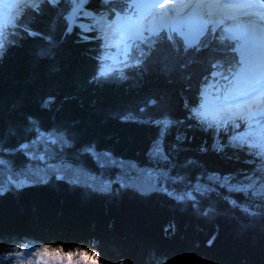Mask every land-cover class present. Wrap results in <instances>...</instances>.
Instances as JSON below:
<instances>
[{
  "label": "trees",
  "instance_id": "obj_1",
  "mask_svg": "<svg viewBox=\"0 0 264 264\" xmlns=\"http://www.w3.org/2000/svg\"><path fill=\"white\" fill-rule=\"evenodd\" d=\"M104 1L87 3L99 9ZM71 3L42 0L35 8L24 7L15 27H0V148L16 153L34 139V129L54 130L81 144V156L89 161L86 148L106 151L138 167H160L195 188L207 184L212 196L194 190L192 201H177L164 191L141 194L118 183L100 191L55 175L5 190L0 194L3 264L20 252L24 240L63 252L83 250L99 264H264V146L248 145L245 132H235L241 139L234 140L232 127H207L192 114L205 83L198 81L199 64L208 62L202 68L207 76L212 64L220 65L217 73L226 72L238 59V41L208 31L186 48L172 34L173 40L161 44H176L161 58H151L155 68L149 61L137 69L121 64L111 70L123 68L127 74L116 79L109 72L98 81V46L78 37L75 27L65 30L62 16ZM118 8L107 7V19ZM149 49L144 45L132 56L143 60L140 53ZM127 114L132 119L121 120ZM164 118L171 122L166 128L151 123ZM154 142L161 153L150 157ZM225 145L236 151L221 149ZM69 152L55 155L84 166ZM224 177L238 186L222 183Z\"/></svg>",
  "mask_w": 264,
  "mask_h": 264
},
{
  "label": "snow or ice",
  "instance_id": "obj_2",
  "mask_svg": "<svg viewBox=\"0 0 264 264\" xmlns=\"http://www.w3.org/2000/svg\"><path fill=\"white\" fill-rule=\"evenodd\" d=\"M38 2L39 0H31V2L29 0H0V27L5 26L6 23H11L15 27L22 15L23 8H35ZM48 3L55 5L57 0H48ZM163 3L171 4L172 0H163ZM155 6V0H134V3L127 5L138 14L153 9ZM161 8V15H166L163 11V4H161ZM172 11V8L168 9V12ZM175 13L174 26L171 30L184 37L185 40L189 35H202L201 29L208 24L215 28L217 24L224 21H239L242 17L244 18L235 30L229 29L233 32L232 38L239 41L236 49H234L238 59L234 58L229 63L226 72L223 73L215 71L220 65H211L213 70L205 78V83L201 85L199 108L192 109V114L202 122H207L209 127L215 124L217 128L228 122H231L233 126H238L237 121L242 120L255 122L259 117L264 116V0H180V7L175 9ZM74 14L75 10L68 16L69 26L66 32L71 31L72 16ZM161 27L167 30L168 21H162ZM91 30V28H83L82 26V31ZM29 34L35 35V33ZM92 38L101 42L102 48H116L125 57L122 62L124 67H139L143 63V60L139 57L134 58L132 56V51L135 48L134 41L143 39L142 26L130 17L118 20L109 30H105L103 35ZM168 38L172 39L171 35ZM81 39L87 40L89 37L82 35ZM189 46L186 42L185 47ZM0 48H2V45H0ZM140 55L146 56L147 54L141 52ZM97 59L101 60V64L94 79L99 81L109 75L111 68L104 62V57H97ZM130 60L132 61L131 64H129ZM148 103L153 102L149 101ZM139 111L143 113L144 109L141 108ZM120 118L126 120L132 119V116L127 114L121 115ZM151 123L157 126L162 124L166 128L171 122L164 118L163 120H153ZM163 131L162 128L161 134H163ZM38 136L46 137L47 142L54 145L67 146L69 143L64 138L63 133L54 130L47 133H38ZM232 139L239 140L241 136L238 134ZM19 147L23 150L27 148V145H20ZM85 151L95 158L96 154L92 148H86ZM160 153L159 145L154 142L148 155L153 157ZM102 155L105 157L111 156L107 152ZM36 158L41 162L46 159L43 155ZM163 158L166 159V157ZM6 163V161L0 160V164ZM100 166L103 167V165ZM120 166L124 167L123 164ZM60 178L62 177L57 176V179ZM212 178L217 177L213 174ZM40 179L43 181V177H40ZM172 179L178 181L182 178L177 176ZM227 180L228 177H224L223 183L226 184ZM24 183L25 181H20L16 184V187L19 188ZM121 187H126V185L122 183ZM101 190L106 191L107 186L105 185ZM160 190L166 192L169 196H173L177 201L194 199L191 191L176 194L169 192L163 185H161ZM195 191H201L198 185ZM140 192L144 194L145 190L140 189ZM0 194H2V191H0ZM193 206L195 207V204ZM44 247L47 249L48 246ZM30 250L31 246L29 245L23 254L27 255ZM11 255L13 253L9 254V256ZM45 255H47V252H45ZM60 255L62 254H54L53 258L58 259ZM68 255H72V253ZM4 259L5 257H0V264H3ZM69 264H72V262L70 261Z\"/></svg>",
  "mask_w": 264,
  "mask_h": 264
},
{
  "label": "rangeland",
  "instance_id": "obj_3",
  "mask_svg": "<svg viewBox=\"0 0 264 264\" xmlns=\"http://www.w3.org/2000/svg\"><path fill=\"white\" fill-rule=\"evenodd\" d=\"M48 1V0H47ZM163 3V0H158L157 6L161 5ZM31 2V0H29ZM114 8L117 6H120L122 3V0H114ZM134 3V0L128 1L127 4ZM93 4L87 5L85 1L83 0H76L72 1L71 4L67 5V7L64 10L65 15L62 16L63 22L66 26V29L69 26V20L68 16L73 13L75 10V14L73 15L72 22H71V30L73 27L77 28L79 31L78 37L81 38L82 35L89 37L88 41L95 42L98 46V51L103 50L105 55V60L107 59V55L109 52V56L112 57L114 60L116 57L120 60H124L125 57L121 55L116 48H102L101 42H98L96 39L92 38L97 35H103L105 30H109L112 26L111 21L108 23L107 21L110 20V17L107 19L106 16L108 13V10H106L105 3L99 4L101 7L99 9H96L92 7ZM113 3H110V6H112ZM174 6H180V1L173 0L171 4L165 3L163 6V11L166 13L164 16H168L167 18L171 16L172 12H168L169 8H174ZM157 10L155 11V9ZM97 10V11H95ZM125 12H120L119 15H116L117 18L115 19L116 22L118 20H123L125 17H130L134 21L138 22L142 26L143 30V38L150 36L152 34H156L158 36V33H161L160 31L164 28H152L150 27V23H148L149 13L150 16L154 18V26L156 25L157 17H162V8L161 7H155L152 11L147 10L144 11L141 14H138L134 9L127 7L125 9ZM62 15V14H61ZM60 15L55 14V18H60ZM58 20V19H57ZM174 20V18H173ZM153 21V20H152ZM232 21V20H229ZM239 21H235L236 24ZM5 25L12 26L11 23H6ZM83 28H91V31H82ZM226 28V26H224ZM65 29V30H66ZM172 27L168 26L167 30H170L169 33H175L172 32ZM227 29V28H226ZM231 29V26L230 28ZM165 30V29H164ZM228 30V29H227ZM97 32V34L95 32ZM203 33V29H201ZM228 34V33H227ZM229 36L233 35V32H229ZM200 36V35H199ZM199 36H191L189 35L187 37V40L184 41L188 43H193L195 40H199ZM233 37V36H232ZM175 42L170 43V45L167 43V48H164V45L161 44V41L158 43L150 44V49L148 50V54L146 55V58L143 59V65H145L148 61V65L151 68H155L152 62H150L151 58H154L158 55V57L161 58L160 54H163V51H170L174 48ZM175 48H178L175 47ZM175 49L174 51H176ZM185 51V50H183ZM100 53V52H99ZM189 53V52H187ZM207 61V60H206ZM203 63V62H202ZM201 69H198V81H204L207 75L203 74L202 68L208 66H203V64H199ZM162 67V66H161ZM137 69L138 67H134ZM163 70V68H159ZM115 70V69H114ZM133 70V69H132ZM129 71H122V70H115L114 72H111L112 75H115L116 79H120L121 75L127 74ZM137 73V72H136ZM197 75L193 76L196 77ZM116 79H110L109 82L114 84L115 82H119ZM199 93V92H198ZM197 93V95H198ZM197 109V107H196ZM201 121V120H199ZM202 122V121H201ZM207 127L209 124L207 122H202ZM237 124H242L241 122L237 121ZM229 126L228 130L232 127L233 133H229V137H234L236 135L235 132L243 133L244 132V126H233L231 122L224 124L221 128L224 126ZM264 126V125H262ZM212 127H217L215 124H212ZM261 126H259V129ZM263 129V128H262ZM248 131L246 132V136H251V129L248 127ZM260 131V130H259ZM256 134L257 136L251 137V139L248 138V143H260L264 146V135L262 133ZM47 131H41L38 129H34V139H32L30 142L22 143L21 145H27L26 149L21 150L20 147L18 149V152H10L9 150H3L0 148V160L6 161V164H0V191L2 193L5 190L9 189H16V184L20 181H25L24 184H22L19 188L24 186L25 184H32L35 182H43L50 176H60L63 179L88 186L95 190H101L105 185L107 186V190H109V187L112 185V183H118L120 186L123 183L126 185L127 188H132L140 191V189H144L147 193L152 192H161L160 190L161 185L164 186L169 192H172L171 190L178 191V194L183 192H192L195 190L194 185H190L188 182L184 181L183 178L178 181H173V177L171 174H168L165 170H162L160 167H138L134 162L129 161H121L114 157L112 154L110 157H105L102 154L104 152H97L94 150L96 156L95 158L93 155H91L89 152L88 155L92 159V161L87 160L86 158H83L81 156L82 147L81 144H72L71 142L68 143L67 146H61L60 144H51L47 142V138L43 136H38V133H46ZM246 142V143H247ZM79 143V142H78ZM250 145V144H248ZM215 146L218 148L219 145L215 144ZM252 146V145H250ZM215 147V148H216ZM221 147V146H219ZM261 147V146H260ZM236 147L233 145V148H228L227 145H225L221 149H227L231 151H236ZM66 149H68L70 152L68 156L71 159L77 160V161H83V165H74L67 160L59 159L56 157L55 154L58 152L61 153L63 150L66 152ZM252 149V148H251ZM260 150V149H258ZM10 153V154H9ZM109 153V152H107ZM43 155L46 157L44 162H41L36 157ZM58 155V154H57ZM60 155V154H59ZM115 161V163H113ZM123 164L124 167H121L120 165ZM100 165H103L101 167ZM111 169H115L116 172L114 175L110 176L109 171ZM40 177H43V181H41ZM176 177V176H175ZM223 183V181H222ZM225 184V183H224ZM226 185H229L233 188L237 187L238 185L235 183H231L229 180H227ZM201 189L198 193L204 195L207 194L208 197L212 196V192L210 193L211 187H209L207 184H204V186L198 185ZM209 187V188H205ZM111 188V187H110ZM150 189V190H149ZM158 194V193H157ZM193 200V199H192ZM189 200V201H192ZM31 246V250L27 255H24L23 253L25 250ZM46 245L37 244L32 241L24 240L19 248L18 252L15 251L14 255L11 257V262L8 264H69L71 261L72 264H99L96 260V258L89 252L83 251V250H73L70 252H63L62 249L59 246H48L47 249H45ZM45 252H47V255H45ZM69 253H72V255H68ZM54 254H62L58 259H54Z\"/></svg>",
  "mask_w": 264,
  "mask_h": 264
},
{
  "label": "bare ground",
  "instance_id": "obj_4",
  "mask_svg": "<svg viewBox=\"0 0 264 264\" xmlns=\"http://www.w3.org/2000/svg\"><path fill=\"white\" fill-rule=\"evenodd\" d=\"M127 1H130V0H127ZM173 1V0H172ZM178 1H180V0H178ZM155 2H156V4H158L157 2H158V0H155ZM161 2V1H160ZM162 3V2H161ZM163 4V6L165 5V3H162ZM155 7H161V5H159V6H155ZM154 7V8H155ZM180 6H174V8H173V11H172V13H171V16L169 17V19L167 18L168 16H162L163 18H161V17H157L158 19H157V21H156V25L154 26V18L152 17V16H150V13H149V18H148V23H150V27H152V28H161V23H162V21H164V20H167L168 21V26H171V27H173L174 26V20H173V18L175 17V9H178ZM153 9H151L150 11H152ZM157 10V8L155 9V11ZM107 17V16H106ZM153 20V21H152ZM243 20H244V18H243ZM233 21V20H232ZM243 22V21H242ZM241 23V22H240ZM236 28H234L233 30H235ZM167 31V30H166ZM167 34L168 35H172L171 33H169V32H167ZM174 34V33H173ZM228 39L229 40H231V41H237V40H235V39H233L232 38V36H228ZM239 42V41H238ZM261 145H263V144H261ZM260 145V146H261Z\"/></svg>",
  "mask_w": 264,
  "mask_h": 264
}]
</instances>
